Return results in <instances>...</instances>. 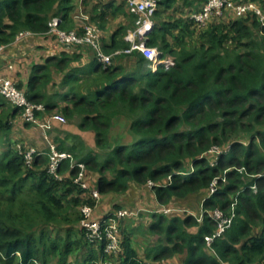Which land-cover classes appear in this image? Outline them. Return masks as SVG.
I'll return each instance as SVG.
<instances>
[{
  "label": "trees",
  "instance_id": "1",
  "mask_svg": "<svg viewBox=\"0 0 264 264\" xmlns=\"http://www.w3.org/2000/svg\"><path fill=\"white\" fill-rule=\"evenodd\" d=\"M116 1L120 5L114 6ZM251 1L264 11V0ZM176 2L159 5L147 40L168 57L157 71L147 69L140 51L132 53L133 66L116 62L124 54L107 67L95 58V66L79 70L84 80L69 94L50 96L46 90L54 72L67 69L75 59L64 49L60 56L36 64L26 87L19 88L31 102L43 104L38 115L59 108L58 98L67 103L64 115L80 116L79 127L94 132L99 150L89 149L77 134L52 140L59 151L71 153L98 175L96 189L101 193L126 192L132 183L148 186L151 181L157 200L165 205L202 196L209 211L202 221L187 211L172 217L152 212L148 230L166 241H156L152 258H140L132 233L124 230L122 252L108 264L173 262L183 253L184 264H264V25L257 13L248 12L236 18L213 16L199 27L190 15L205 0H184V13ZM113 6L112 14L124 6L130 11L126 0L104 7ZM71 8L72 0H0V45L25 30L46 34L54 17H60L66 29ZM168 9L173 12L162 19ZM100 11L103 20L106 12ZM178 12L183 15L175 17ZM137 17L131 12L132 25ZM117 31L112 44L103 43L107 53L128 46L116 39L126 26ZM80 72L71 70L65 80L78 81ZM18 116H23V108L0 96V133L5 138L0 139V262L50 264L55 259L66 264L72 258L98 264L102 245L89 243L81 226V206L93 200L76 182L80 168L65 159L58 169L62 178L51 175L48 151L28 165L29 146L12 136ZM116 125L131 135L128 141L113 136ZM214 146L231 147L212 164ZM218 179V189L210 196ZM219 208H233L235 216L208 244L205 237L218 229L210 214ZM75 231L82 237H74Z\"/></svg>",
  "mask_w": 264,
  "mask_h": 264
},
{
  "label": "built area",
  "instance_id": "2",
  "mask_svg": "<svg viewBox=\"0 0 264 264\" xmlns=\"http://www.w3.org/2000/svg\"><path fill=\"white\" fill-rule=\"evenodd\" d=\"M130 8V11L138 14V25L134 30H130L126 36L130 42L129 47L121 50H115L107 53L103 48V41L97 27L90 22L88 16H83L87 21L84 25L83 31L77 29H64L60 26V17H54L50 22V30L46 33L52 35L56 44L62 49H71L76 45L88 46L93 50L95 58L104 67H107L113 63L114 57L120 54H128L133 51H140L146 59L147 69L155 72L159 66L166 62L167 58H164L163 52L158 47L147 45L148 35L154 28V16L159 5L165 0H126ZM232 12L237 17H241L248 12H255L258 14L260 21L264 25V11L261 6L251 0L248 1H235V0H205L203 6L198 11L191 13V18L195 20L197 26H206L213 16L223 17L228 12ZM35 35L32 31H21L14 41H20L28 36ZM6 47V44L0 45V52ZM0 96L9 100L13 105L23 108L24 119L33 125L39 126L44 130L48 138V131L51 130L55 122L66 123V117L62 114H52L47 116V119L42 121L38 113L44 111L43 104L33 103L28 99L26 90L19 88L17 82L12 78L0 73ZM50 149L48 150V156L50 158L48 172L51 175L61 179L59 174V167L63 160L71 159L73 165H77L80 168V173L76 178V182L85 190L90 193V197L93 200L92 204L85 203L81 206V226L85 229L86 238L89 243L94 246L102 245L103 255L98 264H108L115 262L114 259L122 252L121 230L120 222L123 218L133 214V212L127 209H121L119 211H112L105 216L98 217L95 214L96 208L99 204L101 192L96 188L91 187L84 180V172L86 166L84 162L75 160L71 153L65 151H59L56 145L50 140ZM18 149L22 152V146L19 144ZM42 154V150L34 147H29L26 154V162L31 165L34 158L37 155ZM217 180L213 182L211 186V192L214 193L217 189ZM150 184L151 181H150ZM256 186H254L255 188ZM165 212H171L173 209L165 210ZM201 213V219H203L204 212ZM219 209H215L211 212L213 219L217 221L218 229L213 235H207L205 238L208 244H211L215 237L220 236L224 230L229 227L235 216L234 210L229 218H220ZM184 212V211H183ZM209 212V211H208ZM131 213V214H130ZM37 264V262H35ZM148 264H174L172 261L162 262H148ZM229 264V263H226Z\"/></svg>",
  "mask_w": 264,
  "mask_h": 264
},
{
  "label": "crops",
  "instance_id": "3",
  "mask_svg": "<svg viewBox=\"0 0 264 264\" xmlns=\"http://www.w3.org/2000/svg\"><path fill=\"white\" fill-rule=\"evenodd\" d=\"M111 1L113 0H72V8L69 11V20L64 22L66 25V29L70 28L83 31L85 22H87L83 16H88L91 21L94 20V23H96L97 29L100 32L103 43L105 42V45H110L113 43L112 35L117 30H119L121 26H126L125 33L119 32L117 34L116 39L118 44L120 41H124L128 46L122 47L118 45L119 47L114 48L112 52L115 50H121L129 47L130 42L127 40L126 34H128L130 30H134L137 27L139 16L137 17L135 24L130 26L131 22L126 16V11H124V8L122 6L121 7L123 9L121 11H118L116 14L111 13V10L114 8V6L120 5L119 1L114 2L115 5L113 7H104ZM101 9L102 11L106 12V16H104L103 20H100L98 17V15H100L101 13ZM155 22L156 21L154 20V26ZM69 50L70 56L75 55V59L72 61V63L67 69L63 71L54 72L53 81L49 85H47L46 90V92L50 96L69 94L74 84L78 85L84 80L83 76L85 75L82 74L79 70L86 71L92 65L95 66V54L93 50H91L89 47L83 45H76ZM62 52L63 50L56 44L54 37L49 34H35L32 36H28L20 41H12L9 44H6L5 49L0 52V73L12 78L14 81L17 82L18 86L20 85L26 87L29 77L33 71V67L36 64H43L50 56H60ZM132 53L118 56L116 62L125 64L130 63L131 66H133L134 62L136 61V57ZM71 70H74L76 73L80 72L78 74L80 78L78 81H75L72 78L68 79V81L65 80V75ZM81 87L83 89V85H81ZM56 100L60 104V106L59 108H56L54 110H60L62 112V107L67 105V103L63 102L61 99L58 98ZM62 114L64 113L62 112ZM21 120L23 121L25 128L29 127L26 125L24 120L20 116H18L17 119H15L14 121L15 130L17 129V126L21 124ZM53 129L54 134L52 138H62L67 133L74 134L73 132L78 129L80 130L81 128H78L73 124L68 125L61 122H55ZM80 131H83L82 133L85 134V136L88 134H92L94 136V138H92L90 141H87L86 143L92 147L89 149L97 150L94 132L82 129ZM16 138V140H19L17 136ZM68 144L71 145V141H68ZM84 180L91 187L96 188L98 175L96 173L86 170L84 172ZM144 186L145 185L142 186L140 184L132 183L130 188L126 192H123V194H121V202H127V204H129L130 200H128L127 197L123 195L128 194L129 192H132L131 190H133L132 195H134V197L141 193V196L145 197V201L149 202L148 204L150 206H153L155 203L159 204V201L157 200L154 191L152 189L149 190L148 186H146V189L148 190V192H146L144 191ZM116 195V192H109L102 195V198L99 201V204L95 211L96 216H104L113 209L112 207H114L117 203ZM154 206L153 208H155L157 205L155 207ZM150 219L152 220V216ZM136 226L137 224H134L133 222L129 223V226H124L123 224L122 232L124 230H128L127 232L132 233L133 246L139 253L140 258H150L152 256V253L154 252H150V250H148L147 253H143L136 246L138 241V239L135 238L138 235V233L136 232ZM64 234L66 235V232ZM72 235L76 238L82 237L78 231L73 232ZM155 246L156 245L154 244L153 247H150V249L153 250ZM186 258L187 253H183L176 255L172 260L174 264H184ZM70 259L71 258H69L67 261H69Z\"/></svg>",
  "mask_w": 264,
  "mask_h": 264
},
{
  "label": "rangeland",
  "instance_id": "4",
  "mask_svg": "<svg viewBox=\"0 0 264 264\" xmlns=\"http://www.w3.org/2000/svg\"><path fill=\"white\" fill-rule=\"evenodd\" d=\"M176 1H177L176 2V6H177L176 8H180L182 10V12L184 13L183 10L185 9V7L182 5V4H184V0H176ZM124 11H126V16L128 17V19L131 22V19H130L131 12L129 11L127 6H124ZM172 12H173L172 9H168L166 11V13L164 14V16H162L161 18L162 19L166 18ZM182 12L181 13H179V12L176 13L175 17L183 15ZM226 15L228 16V18H236L235 14H233L230 11ZM260 20L261 19H259V21ZM131 25L132 24H130V26ZM176 33H177V31H176ZM164 58H168V57L165 56ZM54 111L52 113H50V115L56 114V113L57 114L58 113L62 114V112L60 110L55 111V112ZM47 115L48 114L43 113V114H41V116L39 115V117H40L41 120L43 119L42 121H44V120L47 119ZM62 115H64V114H62ZM64 116L66 117V123H64V124H68V125L73 124V125H75L76 127L79 128L78 124H79V122L81 120L80 116H75V117H68L66 115H64ZM21 118L24 120V116H21ZM118 124H120V123H118ZM28 126L29 127L25 128L24 124H23V121H22L21 124L17 126L16 130L13 127L12 136L15 139H17L16 138V136H17L19 138V140H21V142L24 145H28L29 147H34V148H37V149L42 150V151H48L50 149V144H51L50 140L53 142L52 136L54 134V129H53L54 126H53V128L51 130L48 131V135H49L48 138L46 137L47 133L44 130H42L39 126L32 125V124H30ZM80 130L78 129V130H76L73 133L74 134L75 133L78 134L80 139L85 142V144L87 145L88 148H92L86 142L90 141L92 138H94V136L92 134H88V135L85 136V134L82 133L83 131H80ZM113 130H114L113 131V136H115V134H116L118 136V138L117 137L116 138L122 143L125 142V141H128V139L131 138V135H127V132L124 130V126L116 125ZM0 139L1 140L5 139L4 135L3 134L1 135V133H0ZM70 140L74 141V139H72V138ZM230 147H228L227 149H223L222 146H214L211 149V152H210V154H211V159H210L211 163L215 164L217 159H218V157H219V155H221L222 153H226L230 149ZM97 150H99V149L97 148ZM222 179H223V181L226 180L225 177H223ZM151 183L152 184L148 185V189L149 190L152 189V187L154 186V183L153 182H151ZM216 184H217V189H218L219 179L217 180ZM146 186L147 185H145L143 188H144V191L148 192V190L146 189L147 188ZM131 191L133 192V190H131ZM132 192H129L128 194L123 195V196L127 197L128 200H130L129 204H127V202H121V194H123V192H116L117 193V195H116L117 196V199H116L117 203H116V205L114 207H112L113 209L110 212H112L114 210L119 211L121 209H127L128 211L133 212V214L130 213L131 215L126 216L120 222L121 234H122V236H124V234L122 232L123 224H124V226H129V223H132V222L134 224H137L136 232L138 233V235L135 238L138 239V241H137L136 246L143 253L144 252L147 253V251L150 250V247H153V245L156 244L155 242L160 240V239H161L160 240L161 244H166V241L164 239H162V238H164L163 236H156V235H154L153 233H151L148 230L147 226L149 225V222L151 220L150 218L152 216V212L162 211L165 215H167L169 217H172V216L178 215V214L182 215L183 211H187V212L195 214V216L200 221V219L202 218L201 217L202 211L206 210L204 205H203V201H202V196L201 195H192V196H190L189 199H186V200H174L173 203L166 204V205L162 204L160 202H159V204L155 203L157 206L154 204L156 207L153 205L155 207V208H153V206H150L148 204L149 202L145 201V197L141 196L142 195L141 193H139L137 196L134 197V195H132ZM103 194H105V193H101L99 200H101ZM212 194L213 193L211 192V189H210V196ZM164 208H166L165 210H167V208L168 209H173V210L171 212H165ZM231 211H233V208H232ZM231 211L230 212L229 211H224V210L219 208L218 212H219L220 218H229L232 215ZM110 212H108V213H110ZM205 213H207V212H204V214ZM107 214H105V215H107ZM82 260L83 259H81V261ZM60 262H62V261H60ZM65 262H67L66 264H80L79 261L73 260L72 258L69 261H65ZM0 264H3V262H0ZM50 264H58V263H57V261L55 259H52Z\"/></svg>",
  "mask_w": 264,
  "mask_h": 264
}]
</instances>
